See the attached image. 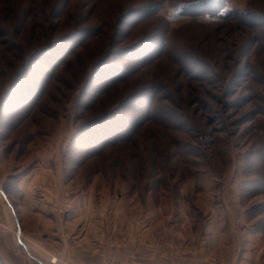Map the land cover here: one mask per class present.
<instances>
[{"label": "rangeland", "instance_id": "rangeland-1", "mask_svg": "<svg viewBox=\"0 0 264 264\" xmlns=\"http://www.w3.org/2000/svg\"><path fill=\"white\" fill-rule=\"evenodd\" d=\"M109 110L139 124L76 164ZM0 188L4 264H264V0H0Z\"/></svg>", "mask_w": 264, "mask_h": 264}, {"label": "trees", "instance_id": "trees-1", "mask_svg": "<svg viewBox=\"0 0 264 264\" xmlns=\"http://www.w3.org/2000/svg\"><path fill=\"white\" fill-rule=\"evenodd\" d=\"M210 8H212V6L209 7V10L206 8V6H203L201 11L209 12ZM213 12H216V10H213ZM138 56L139 55H137V57ZM137 57H133V59H132V57H130V60H134ZM57 62H59V61H57ZM57 62L56 61L51 62V66L57 65ZM58 64H60V62ZM114 64L117 65L116 69H118V68L121 69V67H120L121 63L115 62ZM122 68H125V67H122ZM113 69H114V67H113ZM112 72L113 71H111L112 76L108 79V81L109 80H116L115 78H118L119 76L122 75V74L113 75ZM105 73H108V75H109L110 71H106ZM93 78H94V76H93ZM88 83L89 82H87V86H86L87 88H88V86L90 84V83L89 84ZM45 88L46 87H44L43 89H45ZM102 89H103V87H102ZM29 91L27 93H25L23 96H21V95L18 96L16 94V97H18L21 100V102L23 104L22 106H24L25 103L28 104V101H29L30 97L27 98V96L29 94ZM34 91H33V95L32 96L37 95V98H38L39 94H37L36 90H34ZM44 94H45V92L42 93V95H44ZM31 98H33V97H31ZM141 101H143V100H141ZM134 106L135 107L139 106L137 104V101L133 104V107ZM16 110H18L19 113H21L23 111V110H20V109H16ZM115 110H129V107H128V105L125 106V107H117V108H115ZM107 112H108V113H106L107 115L104 114L103 116L98 117L93 123H89L87 125V127H84L82 129V131L80 133L81 135L78 134L75 137V140L77 139L76 140L77 141L76 142L77 145H75V146L79 147V149L77 150V153L84 152V156H83L84 159H82L79 162L74 161L76 164L80 165L82 162H84V160L86 158H88L90 156H93L94 153H96L99 150H101V147H104L108 143H111V142H114L116 140H119V139H122V138L126 137L134 129V127L136 126V123H138V121H140V119H138V118L135 119L134 117H132L131 114H127L126 113L127 115H118L117 116V114L114 115L115 111L109 110ZM7 119L10 120V118H7ZM22 119H20V120H22ZM85 124H87V123H85ZM2 192L5 195L7 194V196L9 197V193H8V191L6 189H2ZM0 264H4L1 255H0Z\"/></svg>", "mask_w": 264, "mask_h": 264}, {"label": "crops", "instance_id": "crops-1", "mask_svg": "<svg viewBox=\"0 0 264 264\" xmlns=\"http://www.w3.org/2000/svg\"><path fill=\"white\" fill-rule=\"evenodd\" d=\"M0 198L2 200V204H0V214L1 212H8L9 215L15 219V222L18 220L22 223V216L20 210L18 211L15 204L11 202L9 197H7L0 188ZM10 200V201H9ZM3 225L0 223V226ZM0 237H4V233L2 228L0 227ZM84 236L82 235L81 240L79 242H83ZM147 236L143 237V244H140V247L136 248L135 250H118V256L123 262V264H241L242 262H238L236 260L227 261L224 259H218L212 257V255L205 257H201L198 254H194L192 252H187L181 255L172 254V252H168L165 249H160L158 246H154L153 242H149ZM82 246V245H81ZM138 249L140 251L135 255V251ZM189 251V250H187ZM78 255L76 256L77 259L82 260H95L96 258L92 257H85L86 253L83 249L78 248ZM81 254V256H80ZM39 262H41L39 260Z\"/></svg>", "mask_w": 264, "mask_h": 264}, {"label": "built area", "instance_id": "built-area-1", "mask_svg": "<svg viewBox=\"0 0 264 264\" xmlns=\"http://www.w3.org/2000/svg\"><path fill=\"white\" fill-rule=\"evenodd\" d=\"M19 234H21V232H19ZM98 264H101V263H98ZM109 264H118L116 261H111V263Z\"/></svg>", "mask_w": 264, "mask_h": 264}]
</instances>
